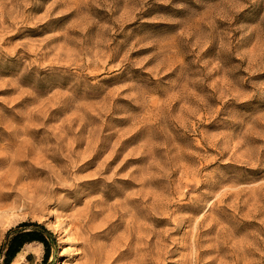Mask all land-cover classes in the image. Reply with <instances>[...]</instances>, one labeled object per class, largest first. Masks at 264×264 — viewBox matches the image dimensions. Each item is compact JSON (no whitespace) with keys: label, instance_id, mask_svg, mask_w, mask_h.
Listing matches in <instances>:
<instances>
[{"label":"rangeland","instance_id":"1","mask_svg":"<svg viewBox=\"0 0 264 264\" xmlns=\"http://www.w3.org/2000/svg\"><path fill=\"white\" fill-rule=\"evenodd\" d=\"M23 221L36 264H264V0H0V248Z\"/></svg>","mask_w":264,"mask_h":264},{"label":"trees","instance_id":"2","mask_svg":"<svg viewBox=\"0 0 264 264\" xmlns=\"http://www.w3.org/2000/svg\"><path fill=\"white\" fill-rule=\"evenodd\" d=\"M30 225H32L35 228H31L28 230H21L20 232L15 233L11 238V242L8 243L5 250L2 251L0 248V257H2L0 264H8L11 257L19 249L21 243H23L24 241H27V240H32V239H37L44 244L45 253H46L45 255H47V253H48V241L46 240L45 237H43V235L41 236V234L40 235L38 234V232H41V233L49 232V230L47 228H45V226L43 224L36 222V221H23L20 224H18L17 226L9 229L7 233H9L10 231H12L15 228H24V227L30 226Z\"/></svg>","mask_w":264,"mask_h":264},{"label":"crops","instance_id":"3","mask_svg":"<svg viewBox=\"0 0 264 264\" xmlns=\"http://www.w3.org/2000/svg\"><path fill=\"white\" fill-rule=\"evenodd\" d=\"M31 228H35L32 225L30 226H26L24 228H15L12 231H10L9 233H7L6 235V239L1 247V250L4 251L5 248L7 247L8 243L11 242V238L15 233L20 232L21 230H28ZM46 228V227H45ZM38 234L41 236L43 235V237L46 238V240L48 241V250L50 248V238L51 236V232H38ZM45 249L44 244L37 240V239H32V240H27L24 241L23 243H21L19 249L14 253V255L11 257L10 261L8 264H12L14 263L13 261L15 260V258H18V262L16 264H20V263H29V264H36V261L38 259V257L40 256V254L42 253V249ZM2 259V257H0ZM1 261V260H0Z\"/></svg>","mask_w":264,"mask_h":264},{"label":"bare ground","instance_id":"4","mask_svg":"<svg viewBox=\"0 0 264 264\" xmlns=\"http://www.w3.org/2000/svg\"><path fill=\"white\" fill-rule=\"evenodd\" d=\"M7 212V211H6Z\"/></svg>","mask_w":264,"mask_h":264}]
</instances>
